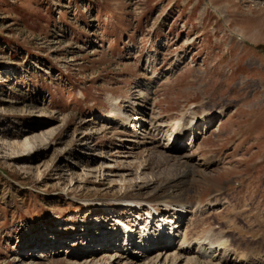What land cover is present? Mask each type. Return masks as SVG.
Instances as JSON below:
<instances>
[{"label":"rangeland","instance_id":"obj_1","mask_svg":"<svg viewBox=\"0 0 264 264\" xmlns=\"http://www.w3.org/2000/svg\"><path fill=\"white\" fill-rule=\"evenodd\" d=\"M140 93L155 138L107 124ZM194 105L224 111L174 148L180 181L160 154ZM133 204L180 215L170 253L211 232L264 264V0H0V264H138Z\"/></svg>","mask_w":264,"mask_h":264},{"label":"bare ground","instance_id":"obj_2","mask_svg":"<svg viewBox=\"0 0 264 264\" xmlns=\"http://www.w3.org/2000/svg\"><path fill=\"white\" fill-rule=\"evenodd\" d=\"M148 61H150V60L148 59ZM171 69H172V67H169L168 70L171 71ZM139 95H140V97H138V98H139V100L141 99L140 103H138L136 101L134 102V104L138 107V109L136 111L139 112V114H137V116H135L133 118H131V116L127 115V117H129V118L126 119V115L124 114V112H122V109L119 108L117 99L110 101V106H111L112 111L109 114L110 120L107 121V124L116 125L122 130L128 129V128H130V130H134V129H138L139 131L142 130V132H143V134H141L142 136H144L146 138H148V137H150V138L154 137L155 138V134L154 135L151 134L152 129L150 130V132H148V130L146 132H145V130H143L144 129L143 126L145 125L147 120L144 119L145 115H146V113H144L145 109H142L143 108L142 104L144 102L143 93H140ZM223 111H224L223 109L209 110L208 108H206L202 105H199V106L194 105V107L189 108V110L183 112L176 122L167 125L165 130L169 129V131L171 132L169 139H170V142L172 141V144L169 147H163L162 153L160 154V156L163 159L164 163L170 164L173 161L174 162L172 164L173 169H178L179 171L183 172V176L179 177L178 180H180V181L184 180V178H185L184 174L186 173L187 168H189V163H188L189 161L185 160L184 162H181L179 160V157L177 156V150L174 149L176 147V145L179 144V141H181L180 139L182 138V135L184 133L190 134V136L193 137L192 140L196 141V139L199 137V133H198L199 129L197 127L200 124H203L205 127H207L209 124L213 123V121L216 122L217 116L221 117L223 114ZM159 121H160L159 125H157V126L159 128H162L164 126L163 121H161V120H159ZM166 124H168V123H166ZM206 129L209 130V127ZM157 131H159V130H155V132H157ZM200 135H201V133H200ZM133 138L136 140L138 139L137 135ZM131 142L135 143V141H131ZM179 150L180 149H178V151ZM217 206H218L217 202H211V203L206 205L205 210H211V209L216 208ZM182 207H184V205H183V203H180L179 205H177V207L174 208V210L176 212H179L180 208H182ZM177 215H179V214H175L174 216L170 217L171 223L174 220L176 221L174 224L175 226H178L179 225L178 223H181V218H179V217L175 218V216H177ZM159 223H161L160 220H159ZM131 224H133V223H131ZM182 226H183V224H182ZM160 227L163 228L162 225H160ZM188 227H190V228L193 227V224H191ZM190 228H188V229L190 230ZM114 229H115V231H113V234H115L117 236L118 235L117 229L116 228H114ZM183 235L184 236L178 241L180 244V247L178 248V252L176 251L174 253H170L172 244L164 242L162 239H160L158 243H155V242L152 243L151 241L148 243H145V245H142V247L144 249H146V251H145L146 253H148L150 250H151L150 251L151 253L147 254L143 259H138L136 261V263H138V264L142 263L143 264V262L150 260L148 264H181V263H183V264H222L221 262L222 261L225 262V260H223V258H217V257L220 256L221 254L226 255V254H231V253L233 256H235V255L240 256V259L247 262L248 264H255V262L257 261L258 255L255 256L254 254H249V253L247 255L241 254L239 251H237L235 249H231L229 247L227 240H224L222 238H219V239L215 238V237H219L221 234L219 236H217V235L215 236L213 233L208 232V233H206V235H204V239L192 238V237H189V235H187L186 233L185 234L183 233ZM115 239H117V237ZM132 245L134 246V244L131 241L130 246H132ZM192 245H195L197 247V251L193 252L195 255H198L197 257H189L186 255L189 253L190 247ZM202 250L207 251V252L209 251L210 254L211 253L214 254V257H211L210 259H204L203 256H201V255L199 256V253H200L199 251H202ZM157 253H159V254L156 256ZM124 254H125V252H124ZM201 257L204 259V261H201ZM215 257L217 259H215ZM125 259L127 261H129L131 259L135 260V258H133V257H131V255H127V254L125 256ZM225 263H227V260Z\"/></svg>","mask_w":264,"mask_h":264}]
</instances>
